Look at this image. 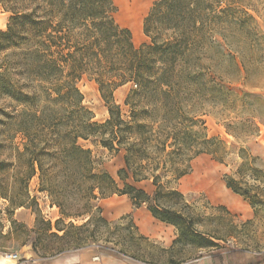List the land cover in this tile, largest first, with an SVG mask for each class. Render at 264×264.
<instances>
[{
  "label": "trees",
  "instance_id": "1",
  "mask_svg": "<svg viewBox=\"0 0 264 264\" xmlns=\"http://www.w3.org/2000/svg\"><path fill=\"white\" fill-rule=\"evenodd\" d=\"M30 1L31 8L21 0L13 2V16L7 30L0 31V41L5 49H24L31 73L43 83L46 105L40 115L33 113L32 117L45 122L48 136L43 152L49 161L47 168L37 164L48 187L45 190L58 199L63 215L58 222L88 217L83 224L71 221L58 227L63 234L56 235L66 239L71 229L109 224L98 201L119 194L127 195L135 208L146 206L153 217L173 225L175 245L194 238L210 243L204 247L215 245L195 228L197 217L179 189V181L191 172L195 158L210 154L222 162L227 152L222 139L209 137L198 105L190 104V99H199L208 87L201 81L203 73L188 64L189 39L226 37L235 26L255 21L254 0H157L144 24L150 42L139 47L131 30L117 23L113 0ZM169 31L171 35L161 37ZM86 74L98 83L108 107L109 118L104 122L95 121L83 104L78 83ZM210 80L214 81L211 75ZM129 82L135 88L125 102L130 111L125 118L114 92ZM53 135L57 136L55 143ZM90 137H98L111 152H125V167L118 172L123 187L97 166L92 150L79 143ZM55 156L61 166L58 186L52 182L50 165ZM32 167L33 176V159ZM146 181L154 186L152 193L139 186ZM227 186L250 200L233 178ZM70 196L75 203H68ZM99 250L122 255L112 248ZM210 256L214 264H247L246 253L240 249ZM167 264L181 262L171 258ZM254 264H264V254Z\"/></svg>",
  "mask_w": 264,
  "mask_h": 264
},
{
  "label": "rangeland",
  "instance_id": "2",
  "mask_svg": "<svg viewBox=\"0 0 264 264\" xmlns=\"http://www.w3.org/2000/svg\"><path fill=\"white\" fill-rule=\"evenodd\" d=\"M14 1L0 0V31L7 30ZM113 1L118 9L116 21L131 30L135 45L149 43L144 24L157 0ZM21 4L33 6L30 0H21ZM253 4L256 20L235 26L228 36L197 42L189 39L188 64L203 73L201 81L208 87L199 99H190V104L199 106L209 137H219L227 146L222 162L201 154L192 161L191 172L179 181V189L197 217L195 228L215 242L211 247H204L210 243L200 238L175 245L176 228L175 238L168 243L166 226L146 206L135 208L127 195L119 194L98 201L109 224L71 229L68 238L58 237L63 234L58 227L71 221L83 224L88 217L58 222L63 217L58 199L45 190L48 187L37 164L47 168L49 161L43 152L48 136L45 122L32 117L33 113L40 115L46 105L43 83L31 73L24 49H5L0 41V264H167L171 258L181 264H200L201 260L209 264L210 254L234 249L245 251V262L254 264L264 254V0ZM136 9L141 11L134 27L130 19ZM162 34L164 38L171 31ZM78 85L94 120L106 121L109 110L95 79L86 74ZM134 88L129 82L114 92L125 118L130 114L125 102ZM79 143L90 148L97 166L123 187L118 172L125 167V152H111L98 137ZM32 159L36 164L33 176ZM50 165L52 182L58 186L61 166L56 156ZM230 178L248 192L250 200L227 186ZM139 186L154 191L151 182ZM223 196L235 197L242 209L230 208ZM72 202L70 196L68 203ZM99 247L122 255H110ZM10 255L16 257L7 260Z\"/></svg>",
  "mask_w": 264,
  "mask_h": 264
},
{
  "label": "bare ground",
  "instance_id": "3",
  "mask_svg": "<svg viewBox=\"0 0 264 264\" xmlns=\"http://www.w3.org/2000/svg\"><path fill=\"white\" fill-rule=\"evenodd\" d=\"M141 9H136L135 13H133L132 17H131V23L133 24L134 27H137L138 23H139V13H140ZM223 201L230 207L233 209H242V206L240 205V203L235 199V197H228V196H223ZM11 258L13 257H9L6 256L7 260H11Z\"/></svg>",
  "mask_w": 264,
  "mask_h": 264
},
{
  "label": "crops",
  "instance_id": "4",
  "mask_svg": "<svg viewBox=\"0 0 264 264\" xmlns=\"http://www.w3.org/2000/svg\"><path fill=\"white\" fill-rule=\"evenodd\" d=\"M248 213L250 214L251 212L249 211ZM160 223L166 226L167 234H168L167 242L168 243L172 242L173 239L175 238V233H174L175 227L173 225H170V224H167V223H164V222H160ZM162 238H163V236H162ZM202 263H203V260L200 261V264H202ZM209 264H214L211 256H210V259H209Z\"/></svg>",
  "mask_w": 264,
  "mask_h": 264
},
{
  "label": "built area",
  "instance_id": "5",
  "mask_svg": "<svg viewBox=\"0 0 264 264\" xmlns=\"http://www.w3.org/2000/svg\"><path fill=\"white\" fill-rule=\"evenodd\" d=\"M10 257H16V256L10 255Z\"/></svg>",
  "mask_w": 264,
  "mask_h": 264
}]
</instances>
